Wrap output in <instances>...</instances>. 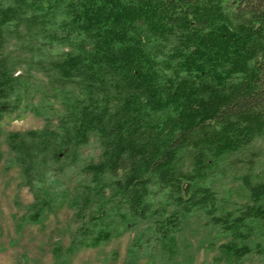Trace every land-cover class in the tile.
<instances>
[{"label": "trees", "instance_id": "obj_1", "mask_svg": "<svg viewBox=\"0 0 264 264\" xmlns=\"http://www.w3.org/2000/svg\"><path fill=\"white\" fill-rule=\"evenodd\" d=\"M261 34L264 0H0V138L25 171L36 155L78 159L96 138L85 205L97 185L109 186L117 204L148 217L157 186L168 194L151 212L161 237L172 238L182 216L202 208L235 242L250 232L248 219L264 226V183L250 186L254 202L238 214L213 216L207 178L264 134V43L253 41ZM53 43L65 49L47 55ZM33 61L43 66L45 100L59 105L51 110L58 124L5 133L6 116L40 87L30 83ZM233 242L223 246L228 259L250 251Z\"/></svg>", "mask_w": 264, "mask_h": 264}, {"label": "rangeland", "instance_id": "obj_2", "mask_svg": "<svg viewBox=\"0 0 264 264\" xmlns=\"http://www.w3.org/2000/svg\"><path fill=\"white\" fill-rule=\"evenodd\" d=\"M253 41L260 46L264 34ZM26 46L30 45L22 48ZM48 46L47 55L65 49L55 43ZM31 64L30 83L35 80L40 87L29 88L22 95L20 109L6 116L10 124L4 122L5 133L39 128L47 121L52 128L58 124L51 111L59 107L56 99L46 101L44 97L49 86L43 79V66L34 61ZM46 104L50 105L48 110H36ZM100 151L98 140L92 138L77 150L78 159L68 157L58 163L49 156L36 155L25 163L29 166L25 171L6 137L0 138V264H264V226L258 220L248 219L244 227L250 232L242 229V239L233 242L208 212L195 208L182 216L172 238L161 237L151 212L162 207L168 194L157 186L151 191L153 204L148 217H134L120 206V197L109 186L101 190L97 185L85 205V186H95L87 164L97 162ZM183 159L187 162L188 153ZM209 173L207 183L217 200L213 216L238 214L254 202L250 186L264 183V134L242 151L221 159ZM48 198L49 206L45 203ZM102 208L109 212L106 218L99 216ZM50 240L61 246V251L51 250ZM228 241L234 246L245 243L250 251L242 257L234 253L235 257L228 259L223 249Z\"/></svg>", "mask_w": 264, "mask_h": 264}]
</instances>
